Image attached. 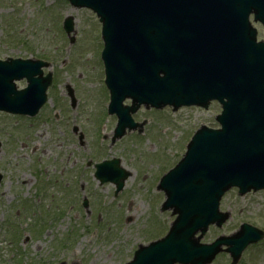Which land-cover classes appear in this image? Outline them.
<instances>
[{"label":"rangeland","instance_id":"1","mask_svg":"<svg viewBox=\"0 0 264 264\" xmlns=\"http://www.w3.org/2000/svg\"><path fill=\"white\" fill-rule=\"evenodd\" d=\"M67 17L74 22L75 43L71 47L62 29ZM253 26L258 39L264 40L261 26ZM101 50L100 25L89 10L72 8L66 0H0V59L48 58L60 80L57 92L66 95L68 79L71 85L73 81L79 82L78 73L86 75L90 92V99L80 92L78 116L76 111L70 115L62 113V120L68 121L70 128L76 125L84 134L81 144L77 136L66 132L70 136L67 141L63 137L59 148L57 143L61 142L55 139L59 134L49 122L34 127L41 139L23 136L14 141L10 121L5 122L0 116V125L5 128L2 132L0 128V142L4 144L2 150L8 151L5 156L0 155V169H6L8 177L0 188L5 191L2 193L5 207L0 205V212L7 214L16 209L21 212L20 208H6L11 198L34 200L38 179L50 180L42 234L33 235L36 228L31 227L35 222L32 220L29 225L30 216L21 212L18 228L26 239H0V264H13L19 250L23 264L44 260L54 264H125L139 245L163 237L174 220L170 212L160 213L164 200L163 194L157 192L160 180L181 159L185 145L201 125L218 127L215 117L220 107L216 103L207 111L188 108L172 112L166 108L147 112L141 108L136 120L145 123L144 137L129 133L110 145L113 125L97 126L106 122L98 123L99 106L104 114L107 105ZM67 56L76 58L71 59L75 62L70 65L73 74L69 69L65 74ZM35 143L39 145L33 151ZM44 149L48 151L46 154L42 152ZM113 158L119 159L121 166L130 172L118 195L114 186H101L93 178L94 163ZM37 167L44 171L35 172ZM8 189L13 196L7 194ZM85 200L88 206L83 208ZM220 210L229 213L230 220L221 229L211 227L200 243L210 244L219 236H230L242 223L264 232V191L239 197L236 189L231 190L222 198ZM26 253L30 262L25 259ZM230 262L227 254H221L212 264ZM237 264H264V239L248 247Z\"/></svg>","mask_w":264,"mask_h":264},{"label":"water","instance_id":"2","mask_svg":"<svg viewBox=\"0 0 264 264\" xmlns=\"http://www.w3.org/2000/svg\"><path fill=\"white\" fill-rule=\"evenodd\" d=\"M69 1L102 23L113 112L122 115L125 98L174 111L207 109L214 100L222 107L216 117L221 130L201 127L160 182L166 197L161 211L176 216L167 235L139 246L127 264H211L222 251L236 264L248 245L263 239L261 231L244 224L210 245L200 240L209 226L220 228L229 219L219 211L228 190L238 188L239 196L264 190V44L255 43L249 24L252 14L264 26V0ZM72 24L66 19L68 33ZM34 67L0 63V93L13 87L12 78L39 74Z\"/></svg>","mask_w":264,"mask_h":264},{"label":"flooded vegetation","instance_id":"3","mask_svg":"<svg viewBox=\"0 0 264 264\" xmlns=\"http://www.w3.org/2000/svg\"><path fill=\"white\" fill-rule=\"evenodd\" d=\"M9 58L11 57H8L6 59H9ZM72 58L73 57L68 59V56H67L68 65L66 67L67 69L65 70V74L67 73L68 69L71 72L73 70L71 69L72 67L70 65L75 64V62L72 63L71 61ZM28 59H34V61H42V62L48 63L50 66L49 68L43 70L42 76H46L50 72L51 82L46 92L44 93L46 96V100L44 104L42 105L39 104V102H42V95H43L42 92L40 94V91H41L42 85L46 86V83H47V82H44V79L42 78L41 79L36 78L35 81H30L27 78H19L18 80H16L15 89L11 91H7L0 98L9 107L12 105H15V106H18L23 111L20 114L0 111V116H2L5 119V122L10 121V129L12 131V137L14 138V141L15 139H19L20 137H23V136L31 140L41 139L39 136V133L34 132V129H35L34 127L36 125H39L40 122H42L43 125H47V122H49L52 125V128H53L52 130L54 131V128H55L57 133L59 134L55 138L56 140L61 142V143H57L59 148L60 146L63 145V142H62L63 137L65 138L64 141H67V137L70 136V135H66V132L67 134L77 136L78 144H81L82 140H84V134L80 131V128H78L76 125L70 128L68 121L62 120V113L65 115L66 114L70 115L71 111H76L75 115L78 116V113H77L79 109L78 104L82 103L80 99V94H81L80 92H83L84 94L85 93L88 94V99H90V96H89L90 92L88 90V80H87L86 75H84L83 73H78L76 76L79 82L73 81V85L69 84V79H68V84L65 85V90H66V95H65L64 93H61L60 90L57 92V90L60 87V80L58 78V73L54 70V64L52 61H49V59L45 57L27 58V59H22V60H28ZM73 59L75 60L76 58H73ZM80 60L81 59H79L78 61ZM64 66H65V63L63 64V67ZM60 70L64 71L62 67H60ZM79 74L81 75V77H78ZM80 78H83V79L81 80ZM105 95H106V103H107L108 95H107L106 90H105ZM92 97L94 98V95H92ZM129 105H130L129 103H125V106H129ZM107 108L108 106L106 105L104 114H103L101 106H99V112L101 115V119L98 123H102L104 120L106 122L104 123V125L98 124L97 126H101V128H104L108 125L109 126L113 125V132H112L111 141H110V145H112L115 143L116 140L123 139L125 136L122 138L119 137L120 139L119 138L115 139V129L117 126L118 117L115 115H109ZM140 110H138L137 113L131 116L134 123H138L136 118L138 117V114H139L138 112ZM146 111L149 112L150 110H146ZM41 118H43V120ZM0 128H2L1 132L3 131V129H5L1 125H0ZM138 130L139 128H137V131L129 130V128H127L125 133L126 134L130 133L131 135H136L138 137H144L145 132H143V135H140L138 134ZM6 131L8 134L9 133L8 129H6ZM121 132L124 133L123 129H121ZM0 139H1V136H0ZM100 142L101 144L105 143L104 136L101 137ZM37 145H39V143H35L34 147L33 148L31 147L33 151L36 149ZM3 147H4V144L0 142V155L5 156L8 151L2 150ZM42 152L43 154H46L48 151L44 149ZM31 156H32V153H31ZM112 160L118 161V167H115L114 165H109V166L104 165L103 169L98 167L99 164L106 162V161H112ZM87 166H90V161H88ZM93 169H94L93 178L96 180V182H98L99 185L101 186L105 184H110L114 186V193H116L117 186L111 181H115V179L118 176L117 175L118 172H120L119 169L124 170L126 174V177L124 178V181H123V188L121 192L124 189V185L127 183V179L130 177V175L128 176L130 172L126 171L121 166L120 160L116 158H113L111 160H103L102 162H99V163H94ZM41 170L44 171V169L37 167L35 172L40 173ZM99 170H101V172L103 173L102 176H99L98 174ZM111 170H114V172ZM121 176L122 178L115 182H119L123 180L124 174L122 173ZM7 180H8V177L6 176V169H0V188L3 186L4 183H6ZM49 182L50 180L48 178L38 179V183L35 189L36 197H34L35 198L34 200L28 201L25 199L23 200L21 198L17 199L16 197H12L11 201H9L8 205H6V208L9 206L10 209H13L14 207L20 208L23 214L25 212L26 215L30 216L29 219H31L30 221L31 223H29V225H31L33 221L35 222V224L31 227V230L36 228V233L33 234L35 236L37 235L40 236V234H42L43 232L42 230H44L43 225L46 223L44 220L47 217L48 209L46 208L45 204L47 201L46 194L49 189V186L47 184H50ZM2 193H5V191L4 190L0 191V205L1 207H5V205L3 204V200H2L3 198ZM7 194H11V189L7 190ZM62 194L64 196V193ZM11 195L13 196V194ZM7 198L10 199V196H8ZM13 198H14V201H13ZM68 205H71V204H68ZM68 205H67V208H69ZM87 206L88 204H87V201L85 200L84 203L82 204V207L86 208ZM78 209L80 208L78 207ZM21 212H19V210L17 209L14 212L13 210H10L7 214L6 212L5 213L0 212V239L6 240L7 238H10L16 241H18L19 238H23V237H25L26 239L24 232H21L18 228V224L21 221L20 215H19L21 214ZM17 253L18 254L16 257V261L13 262V264L25 263L23 260H21L22 254H20V250ZM28 258H29L28 254L26 253L25 259L28 260ZM12 259L14 260V258ZM34 264H54V263L53 262L49 263L47 260L46 261L44 260V261L36 262Z\"/></svg>","mask_w":264,"mask_h":264}]
</instances>
